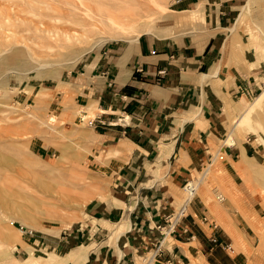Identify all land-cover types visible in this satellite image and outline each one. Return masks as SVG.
Listing matches in <instances>:
<instances>
[{
	"label": "rangeland",
	"instance_id": "obj_1",
	"mask_svg": "<svg viewBox=\"0 0 264 264\" xmlns=\"http://www.w3.org/2000/svg\"><path fill=\"white\" fill-rule=\"evenodd\" d=\"M186 1L0 0V264L76 260L65 233L109 188L111 169L97 165L93 113L68 77L111 42L206 30L205 9ZM225 17L223 76L244 86L225 105V136L190 174L191 204L207 209L232 257L264 264V0H229ZM243 144L248 155L228 156Z\"/></svg>",
	"mask_w": 264,
	"mask_h": 264
},
{
	"label": "crops",
	"instance_id": "obj_2",
	"mask_svg": "<svg viewBox=\"0 0 264 264\" xmlns=\"http://www.w3.org/2000/svg\"><path fill=\"white\" fill-rule=\"evenodd\" d=\"M229 0H187L206 11V30L166 40L152 33L111 42L68 77L69 93L93 113L97 165L110 186L65 233L77 254L69 264H241L213 242L222 240L205 207L191 204L164 252L154 251L181 189L227 131L225 105L243 84L227 82L221 60ZM201 6V7H200ZM232 159L247 148L227 150Z\"/></svg>",
	"mask_w": 264,
	"mask_h": 264
},
{
	"label": "built area",
	"instance_id": "obj_3",
	"mask_svg": "<svg viewBox=\"0 0 264 264\" xmlns=\"http://www.w3.org/2000/svg\"><path fill=\"white\" fill-rule=\"evenodd\" d=\"M89 125L91 127L94 126L93 119L89 121ZM192 182L190 181V178L186 181L184 188L186 192L190 189H192ZM194 197V194L189 199L188 197L184 199V201L181 203L180 207L175 211L174 213H171L165 217L164 223L159 224L157 226L158 230H160V237L156 242L154 251L150 256L146 258V261L149 262L155 257H158L164 252V245L166 242V238L169 235L174 234L177 232L178 228L181 226L183 220L188 216V209L191 204V201ZM213 242L217 245H219L224 250H227L230 244L228 242L220 241L217 238H213Z\"/></svg>",
	"mask_w": 264,
	"mask_h": 264
},
{
	"label": "bare ground",
	"instance_id": "obj_4",
	"mask_svg": "<svg viewBox=\"0 0 264 264\" xmlns=\"http://www.w3.org/2000/svg\"><path fill=\"white\" fill-rule=\"evenodd\" d=\"M255 101V100H254ZM257 102V101H256ZM254 105V104H253ZM249 111V110H248ZM235 144V142L233 141V139H232V137H230L226 142H225V146H227V145H234ZM209 173V172H208ZM191 181V180H190ZM192 182V189H190V190H188L187 192H186V197H185V199L188 197L189 199L192 197V195L194 194V197H195V195H196V193H197V189H198V184H195L193 181H191ZM185 189V188H184ZM186 191V190H185ZM193 197V198H194ZM184 201V200H183Z\"/></svg>",
	"mask_w": 264,
	"mask_h": 264
}]
</instances>
